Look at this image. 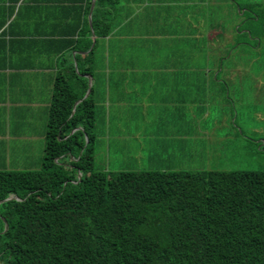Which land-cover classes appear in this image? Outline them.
<instances>
[{
	"label": "trees",
	"instance_id": "obj_1",
	"mask_svg": "<svg viewBox=\"0 0 264 264\" xmlns=\"http://www.w3.org/2000/svg\"><path fill=\"white\" fill-rule=\"evenodd\" d=\"M30 1L0 0L3 44ZM226 1L210 64H241L264 78V0ZM54 2L70 4L74 21L50 40L62 56L39 166L0 169V264H264V168H94L93 84L84 96L96 47L84 17L90 0ZM113 3L94 0V36L109 32ZM64 50L84 51L74 54L76 70ZM10 195L18 199L3 200Z\"/></svg>",
	"mask_w": 264,
	"mask_h": 264
},
{
	"label": "crops",
	"instance_id": "obj_2",
	"mask_svg": "<svg viewBox=\"0 0 264 264\" xmlns=\"http://www.w3.org/2000/svg\"><path fill=\"white\" fill-rule=\"evenodd\" d=\"M93 4L90 0L84 17L91 46L96 41L94 69L85 77L87 88L94 85V154L105 159L103 169L109 163L116 170H139L145 164L181 168L185 158L201 153L193 144L205 134L201 123L212 116L216 96L244 89L248 78L253 89L264 85L262 71L210 64L231 1L114 0L106 14L110 30L100 37L88 19ZM63 5L54 0L20 4L13 31L2 38L5 45L0 40V169L39 166L62 56L51 52L50 40L74 19L67 11L70 4ZM67 52L63 55L76 70L74 54L84 51Z\"/></svg>",
	"mask_w": 264,
	"mask_h": 264
},
{
	"label": "rangeland",
	"instance_id": "obj_3",
	"mask_svg": "<svg viewBox=\"0 0 264 264\" xmlns=\"http://www.w3.org/2000/svg\"><path fill=\"white\" fill-rule=\"evenodd\" d=\"M220 93L221 95H217L213 100L212 116H209L208 121L201 123L200 133L204 132L202 129L205 128V134L201 133L198 141H195L196 144H193L194 150L200 148L201 153L185 158L181 168H264V88L244 91L239 89L233 92L234 94L229 90L228 95ZM94 155V168L103 167V156ZM111 166L109 163L107 170H116ZM131 167L124 164L123 168ZM140 169L156 168H147L145 164L141 165Z\"/></svg>",
	"mask_w": 264,
	"mask_h": 264
},
{
	"label": "water",
	"instance_id": "obj_4",
	"mask_svg": "<svg viewBox=\"0 0 264 264\" xmlns=\"http://www.w3.org/2000/svg\"><path fill=\"white\" fill-rule=\"evenodd\" d=\"M91 5H92V4H91ZM88 19H89V21H90V15L88 16ZM89 24H90V23H89ZM88 91H89V88L86 89V91H85V93H84V96L87 95ZM84 96H83V97H84ZM85 141H86V140H85ZM78 175H79V173H78ZM11 198L18 199L15 195H10V196L6 197V198L3 199V200H7V199H11ZM3 222H4V228H3V230H5V228H6V222H5L4 219H3Z\"/></svg>",
	"mask_w": 264,
	"mask_h": 264
}]
</instances>
